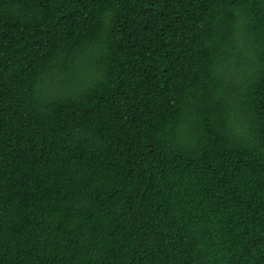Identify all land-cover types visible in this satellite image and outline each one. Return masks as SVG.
Listing matches in <instances>:
<instances>
[{
	"label": "trees",
	"instance_id": "1",
	"mask_svg": "<svg viewBox=\"0 0 264 264\" xmlns=\"http://www.w3.org/2000/svg\"><path fill=\"white\" fill-rule=\"evenodd\" d=\"M0 264H264V0H0Z\"/></svg>",
	"mask_w": 264,
	"mask_h": 264
}]
</instances>
